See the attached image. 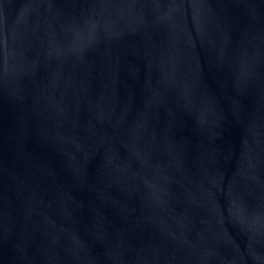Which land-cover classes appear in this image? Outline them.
Listing matches in <instances>:
<instances>
[{
    "label": "water",
    "instance_id": "95a60500",
    "mask_svg": "<svg viewBox=\"0 0 264 264\" xmlns=\"http://www.w3.org/2000/svg\"><path fill=\"white\" fill-rule=\"evenodd\" d=\"M0 264H264V0H0Z\"/></svg>",
    "mask_w": 264,
    "mask_h": 264
}]
</instances>
